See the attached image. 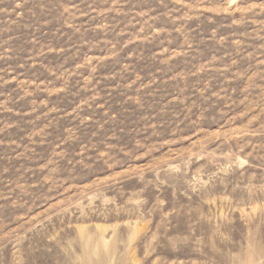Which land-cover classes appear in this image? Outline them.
Returning a JSON list of instances; mask_svg holds the SVG:
<instances>
[{
    "label": "rangeland",
    "instance_id": "374dc122",
    "mask_svg": "<svg viewBox=\"0 0 264 264\" xmlns=\"http://www.w3.org/2000/svg\"><path fill=\"white\" fill-rule=\"evenodd\" d=\"M0 264H264V0H0Z\"/></svg>",
    "mask_w": 264,
    "mask_h": 264
}]
</instances>
